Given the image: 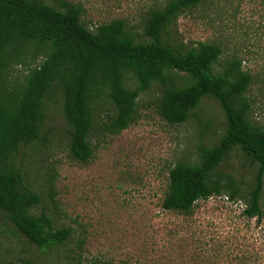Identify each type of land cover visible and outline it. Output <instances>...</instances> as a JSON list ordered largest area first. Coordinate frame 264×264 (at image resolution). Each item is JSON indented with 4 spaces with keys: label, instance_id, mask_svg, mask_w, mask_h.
I'll list each match as a JSON object with an SVG mask.
<instances>
[{
    "label": "rangeland",
    "instance_id": "rangeland-1",
    "mask_svg": "<svg viewBox=\"0 0 264 264\" xmlns=\"http://www.w3.org/2000/svg\"><path fill=\"white\" fill-rule=\"evenodd\" d=\"M53 4V0H42ZM83 9L82 21L94 30L123 19L141 31L148 12L167 0H67ZM178 44L192 46L214 41L223 48L214 71L233 58L253 75L247 97L249 119L264 127V0H209L185 13L169 29ZM24 60V59H23ZM11 63L4 72L5 91L19 89L28 70L41 61L28 56ZM175 82L184 73H171ZM125 85L138 82L130 72ZM161 86L155 83L140 94L136 122L117 135L103 132L110 107H98L99 129L94 153L81 162L69 153L70 128L63 113L61 92L44 99L39 137L23 145L13 157L42 201L32 209L51 220L52 233L69 232L65 241L45 247L30 242L6 218L0 220V264L30 261L34 264H264V180L261 219L244 214L260 165L235 147L219 172L231 175L241 198L212 196L196 202L188 213L166 210L169 172L178 163L199 162L200 148L216 145L226 131L219 103L205 97L190 119L170 125L156 111ZM56 180L53 192L48 179ZM213 178H216L214 176Z\"/></svg>",
    "mask_w": 264,
    "mask_h": 264
},
{
    "label": "trees",
    "instance_id": "trees-1",
    "mask_svg": "<svg viewBox=\"0 0 264 264\" xmlns=\"http://www.w3.org/2000/svg\"><path fill=\"white\" fill-rule=\"evenodd\" d=\"M208 1L167 0L148 12L139 33L123 19L92 30L82 21V7L67 0H53L52 5L42 0H0V220L6 218L41 248L68 237L67 230L52 233L45 213H32L42 201L41 194L30 187L26 174L12 161L23 145L39 137L44 99L50 91L62 94L70 128L69 153L86 163L94 153L101 102L110 107L102 130L117 135L136 122L139 96L155 83L161 86L156 111L170 125L187 122L205 97L215 99L226 118L225 133L213 147L200 148L198 163H178L170 170L162 207L188 213L197 201L212 196L241 198L235 179L219 172L225 157L239 147L260 165L244 214L262 218L264 127L249 119L251 104L246 96L253 75L238 58L225 61L223 70L216 73L223 53L220 44L206 41L187 46L176 43L169 33L181 16ZM28 56L35 62L41 57V61L28 70L19 89L5 91L4 72ZM127 72L136 78L137 88L125 85ZM172 72L184 73V79L175 82ZM49 177L52 193L56 178Z\"/></svg>",
    "mask_w": 264,
    "mask_h": 264
}]
</instances>
